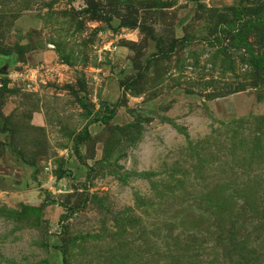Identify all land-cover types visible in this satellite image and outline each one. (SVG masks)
<instances>
[{
  "label": "rangeland",
  "instance_id": "374dc122",
  "mask_svg": "<svg viewBox=\"0 0 264 264\" xmlns=\"http://www.w3.org/2000/svg\"><path fill=\"white\" fill-rule=\"evenodd\" d=\"M0 264H264V0H0Z\"/></svg>",
  "mask_w": 264,
  "mask_h": 264
}]
</instances>
